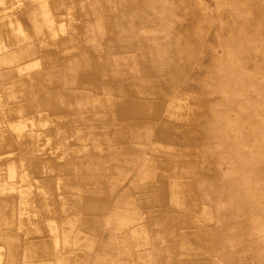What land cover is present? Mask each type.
Instances as JSON below:
<instances>
[{
  "label": "crops",
  "instance_id": "crops-1",
  "mask_svg": "<svg viewBox=\"0 0 264 264\" xmlns=\"http://www.w3.org/2000/svg\"><path fill=\"white\" fill-rule=\"evenodd\" d=\"M118 10V0H0V111L11 121L0 129L1 151L9 156L11 134L23 137L44 110L56 115L49 132L84 119L100 143L102 199L79 218L107 215L102 251L128 245L144 264H264L261 212L231 208L223 204L230 193L206 190L221 182L215 170L222 180L231 166L214 165L208 151L200 160V138L215 136L210 111L201 129L198 83L168 69L150 42L136 48ZM73 132L87 138L84 129ZM120 162L136 164L134 173L126 176ZM1 192L3 238L20 210ZM14 247L36 260L35 244ZM102 251L93 264L107 261Z\"/></svg>",
  "mask_w": 264,
  "mask_h": 264
},
{
  "label": "rangeland",
  "instance_id": "rangeland-1",
  "mask_svg": "<svg viewBox=\"0 0 264 264\" xmlns=\"http://www.w3.org/2000/svg\"><path fill=\"white\" fill-rule=\"evenodd\" d=\"M118 7L124 34L136 48L150 42L166 54L168 69L198 83L201 129L210 111L215 136L200 138V160L208 151L214 165L231 166L222 180L215 170L221 182L206 190L230 193L223 204L231 208L260 211L264 230V0H118ZM46 111L31 117L35 125L23 137L11 134L9 156L0 149V191L20 210L17 227L2 229L0 264H93L109 243L107 215L84 223L79 217L86 208L100 207V143L91 140L93 128L86 129L84 119L66 120L62 130L49 132L56 115ZM5 113L0 111V129L11 122ZM78 129L86 139L76 138ZM58 157L69 170L57 167ZM126 164L129 176L136 164L118 167ZM27 241L35 244L36 260L16 252L14 246ZM104 247L101 255L113 264H144L127 254L128 245Z\"/></svg>",
  "mask_w": 264,
  "mask_h": 264
},
{
  "label": "bare ground",
  "instance_id": "bare-ground-1",
  "mask_svg": "<svg viewBox=\"0 0 264 264\" xmlns=\"http://www.w3.org/2000/svg\"><path fill=\"white\" fill-rule=\"evenodd\" d=\"M151 187V186H150Z\"/></svg>",
  "mask_w": 264,
  "mask_h": 264
}]
</instances>
